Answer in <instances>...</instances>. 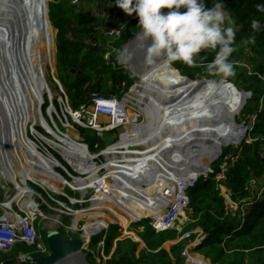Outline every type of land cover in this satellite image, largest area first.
I'll return each mask as SVG.
<instances>
[{
  "label": "trees",
  "instance_id": "obj_1",
  "mask_svg": "<svg viewBox=\"0 0 264 264\" xmlns=\"http://www.w3.org/2000/svg\"><path fill=\"white\" fill-rule=\"evenodd\" d=\"M89 1L108 3L117 9L125 20V27L119 38L106 36L100 28H95L88 22V19H93H86L80 14L79 6L72 0L49 2L48 40L53 62L51 68L55 73L57 66V78L61 81L75 109L83 104L90 106L93 92L122 96L137 79L130 70L117 64V57L128 39L141 30L138 26V15L127 14L114 4V0ZM215 2L216 0H205L207 7H212ZM222 2L236 26L235 51L229 58L234 64V75L228 77V82L223 84L213 83L214 86L220 85L227 89L220 94L224 97L227 93L226 111H231L234 107L240 112L243 110L245 113H250L248 112L250 101L260 100L264 93V12L257 11L255 7L258 3L264 4V0H222ZM99 19L104 24L105 20L102 17ZM253 19L260 20L261 27L258 31L251 28ZM253 36L255 43L250 40ZM246 52L250 53V63L254 67L251 74L249 65L242 67L240 64ZM107 54L108 58H106ZM214 56L215 52L202 50L195 57L197 66L175 61L172 67L180 76L184 75L188 82L190 79L191 83H195L194 79L198 75L207 72L204 65L214 59ZM178 71L182 72V75ZM106 75H110L113 84L110 88L105 82ZM220 103H222L221 99ZM229 111L224 113L225 121L229 119ZM251 137L253 141L241 144L234 153V158L228 160L225 180L217 179L222 172L221 164L224 161L223 158H219L211 163L209 169L212 172L207 173V176L203 175L195 186L189 189V208L192 211L193 221L186 230L200 227L204 231V239L195 245L194 250L211 259L210 264H264V191L257 196L262 188L258 190L254 185L256 178L264 176V109L258 115ZM94 139L95 142L92 144L94 150L99 149L96 144H100V140L103 145L100 146L101 148L114 142L105 141L97 132ZM227 152L228 148L224 149V154ZM222 185L225 192L221 189ZM227 198L235 204L234 208L228 205ZM159 201L153 203L152 208L141 211L138 218L146 215L155 221H164L166 213L163 212L162 206H165L167 200L164 203ZM248 202L250 205L244 204ZM241 205L248 208L244 220L240 217ZM150 221L147 219L140 223L116 226L114 230L103 234V247H99L102 237H94L90 240V250L84 247L88 261L91 264H99L94 256V251H97L102 260L103 257L108 258L106 264H186L182 255L186 246L184 239L169 248L165 247L167 241L179 238V232L175 229L157 232ZM64 224L70 226L71 218L65 217ZM124 230L134 232L133 236L136 240L129 236L124 237ZM59 231L65 237L73 236L65 227H60ZM43 236L48 244L47 231L43 232ZM195 236L193 234L191 240ZM141 241L144 242V247H141ZM35 252L36 248L19 242L12 250L0 252V264H39L31 260L21 261L18 258L20 253Z\"/></svg>",
  "mask_w": 264,
  "mask_h": 264
},
{
  "label": "rangeland",
  "instance_id": "obj_2",
  "mask_svg": "<svg viewBox=\"0 0 264 264\" xmlns=\"http://www.w3.org/2000/svg\"><path fill=\"white\" fill-rule=\"evenodd\" d=\"M25 1H26L25 2L26 4L24 3L23 0H5V2H7L6 4L8 6V8H7L8 12L7 13L5 12V15H1V17H3V19H2L3 21L6 18H8V20L9 19L10 20H9V27H8L9 31L7 30V33L3 34V36H1L2 34L0 35V38H1L0 39V200H1L0 201V217L3 215L4 209H5V208H3L2 203H5L6 206L9 205L11 207L13 202L11 201L12 198H9L8 195H14V194L18 193V191H19V189L17 187H15V185L10 181V176H13L15 178V180H17L20 184H22L25 187H28V188H31V189L37 191L38 193H40L43 196V198H41L40 196H37V200L41 201L42 206H43L42 207L43 215H39V217L36 221V226H38V229L41 230V232L43 234L44 231H48L49 229H52V228H58L59 229L60 227H64L61 225V223H54L52 218L56 217V220H60V221L63 219V222H64L65 217L73 218V216L62 215L63 212H61L60 210H57V208L59 207V203L57 201H55L43 189V187L41 186V184H39V182L37 180L36 181L31 180L24 173L23 169H22V172H20V170L18 169V167L16 165L17 162H19V164L23 168H26V159H24V157L22 155L18 154V152H16L14 149V146H15L14 141H15L16 135L19 134V129H18L19 125H23L26 127L28 137L35 143L37 142V139H39L40 132L45 133V135L51 137V134L50 133L48 134L45 131L43 125L41 124V121H40L41 119L38 117L39 114H37L38 111L37 112L35 111V109H36L35 98L37 99V97L39 95H43V101L44 102L42 103L41 106H39V112L41 109L42 112L45 114V113H47V111L51 105L50 102H47V103L45 102L47 99L49 100L48 94H46V92L49 93L50 97L56 96L59 92V90H58L59 88H58L57 83L54 79V76L58 77L57 67H56L55 73H53L51 66H49V64L47 63V66H48L46 68V72H47L46 77L47 78L45 80V84L46 83L49 84L50 87L52 88V90L47 91V89H50L48 87H47V89H45V87L38 88L37 89L38 93L36 94L34 99L29 104L27 102H24L25 98H23V97H25V95L23 94L24 88L22 87V84L24 82L23 75L25 76V73L23 71H21V69H20L19 59H21L22 61H24L26 63V65H28V63L33 58V52L30 49V45L34 42V29L31 32V28H32V20H33V23L35 24L36 19H34V18H36V16H37V10L35 8V5H33L34 0H25ZM50 1H52V0H49L48 2H50ZM5 2H4V4H5ZM77 2L78 3H76V4L79 6L78 9L80 8L79 9L80 14H82L86 19H88V18L93 19V20L88 19V22L91 23L95 28H100V30H102L103 32H105L107 30H111L113 28H117V27H122L124 29L125 20L123 19V17H121L119 15V12L117 11V9L114 6L108 5V3H104V2L95 3V2H92L89 0H78ZM224 11H225L226 18H228L229 14H228V11L225 8V6H224ZM47 15H48V13H47ZM99 17H102L105 20L104 24L101 21V19H99ZM44 20H45V22H44ZM44 20L42 21L43 26L45 25L46 22H48L47 18H44ZM225 26H231L234 29H236L235 23L232 25H228L227 20H226ZM55 34L57 35V30H56ZM4 38H5V40H4ZM39 42H40V40L37 41V43H39ZM36 47L39 48L37 45H36ZM46 47L48 48V44H46ZM19 49H20V52H19ZM46 57H47V59H49L48 56H46ZM249 57H250V53L246 52V55L243 58L244 60H241L240 64L242 65V67L249 65L248 69H249V73L251 74L254 67L250 63ZM125 67L128 70H130V72H132L131 71L132 69H130L131 67H129V66H125ZM33 71L34 70L32 68H30L27 71L29 79H32V77H33L32 72ZM136 73L137 74L134 73V75L137 76L135 83L125 92V93H128L131 88H136L132 91V92H134V91H136V92H134V94L131 95V99L134 102L131 103L130 106L135 107L130 111V114L132 116L131 121L133 120L132 114L139 113L142 116V119L144 121V126L149 127L152 125L151 123H153L152 118H151L152 116L149 113L145 114V112L142 111V107L140 106V102H141V100H144V98L139 97V95L141 94V92L146 93V90L155 89L156 86H154V84H151L153 82L149 78H146L141 72L136 71ZM33 78H36V77L34 76ZM195 80H196L195 83H191L192 85L190 83H188L189 84V95H190L191 104L193 107L199 108L200 111H202L201 113L206 115V119L210 120L214 125L212 128H210L209 130L206 131L207 133L203 132L198 137L197 144L201 143L202 145L201 144L196 145V146L189 145L190 147L188 146L186 148L187 159L191 160V158L195 159V158H197V157L199 158L201 156L202 163H201L199 173H202V172H204L205 168L207 169L208 164L211 161H214L213 159H215L217 157L219 147H221L222 150L228 148V151L231 154H233L234 152H236V150H238V148H240L239 145L241 143H243L241 141L243 133L245 132V134L247 136L246 126H245L246 121L244 120V118L246 117V115H249V114L245 113L244 117H243L244 112L242 113V111H241V113H240V111L235 110L233 107L231 111L228 110L230 113L229 119H228V121H225L224 113L228 112V111H226L228 109V107H227L228 103H226V101H228V98L226 96L227 93L224 95V97H222L220 94L222 91L227 90V89L224 86L220 87V85L214 86V83L223 84L225 82H228V77L222 78L220 76L207 74V72H204V73H201L200 75H198ZM105 82L108 84L109 88L113 86L110 75L105 76ZM211 83H213V84L210 86L209 84H211ZM142 85L144 87H142ZM135 95H138V97ZM191 97L196 102H193ZM220 99L222 100V103L219 104ZM137 100H139V101H137ZM135 101H137V103ZM223 101H225V102H223ZM152 102H155V101H152ZM201 103H203L204 106ZM259 103H260V100H256V99L251 100L249 103V106H248V112L254 113L257 110ZM152 104H150V105L152 106ZM20 108H22L23 112H26V113L30 112L31 113L30 119L23 118V117H21V118L17 117L16 113H19ZM151 114H154V113H151ZM141 116H139V117H141ZM218 121H219V123H218ZM44 122L45 121L43 120V123ZM186 129H187V126H186ZM204 133H206V136H207L206 141L203 138ZM71 134L73 136H75V135L78 137L80 136L82 139H84L86 142H88L90 144L91 148L93 149L92 144H93V142H95L94 138L96 137V132L94 130L85 129V128H82L78 125H75V129L71 130ZM116 137L117 136L115 134H108V139H105V141L106 140L115 141ZM101 141L102 140H100V146H103ZM37 149H38L37 144L35 145V147L29 146L26 143L22 144V152L24 155L37 157L38 156ZM200 151H201V153H200ZM32 163H31V165L34 166V164H32ZM124 166L130 167V169L133 167V165L131 163H127ZM98 168L99 167H96V169H98ZM126 171L129 172L128 170H126ZM126 171H122L123 177L129 176V173H125ZM93 172H94V174H97V171H93ZM30 174H31V172L28 173V175H30ZM205 176H207V175H205ZM54 178L58 181V183L60 184V187L62 189H64L66 185L63 183L62 178L61 177L60 178L54 177ZM46 183L48 184V185L47 184L46 185L48 187H50V183L49 182H46ZM121 183H122V180H121ZM53 184H54L53 188L58 189V185L55 181ZM115 184H116V182H114V179L110 180V181L106 180V184L104 185V188H105V186H108V187H106L107 191L112 193L113 189H116L114 187ZM165 184L168 185V183H165ZM82 185H83V187H88V185H85L84 181H82ZM254 185H256V188H258V190H260V188H262L261 190L263 192L264 191V176L262 175V176L256 178L254 181ZM36 186L42 188L44 191H40L39 189H37ZM221 189L223 192H225V188H221ZM67 190L70 191L69 188ZM122 190H123V192L119 196L120 200H118V201H121L124 198H126L127 194H128V196H130V194H133V192H134V191H131L130 187H127V186H124V188H122ZM162 191H164L163 186L159 185V186H157V189H154V190H152V189L149 190V188H148V189H144L140 192H137V195L139 196L137 198V200L139 199L138 200L139 202H138L135 210L142 209V211H145L146 209L151 208L152 203L148 204V203H146V200L150 199V198L154 199L153 197H155V196L158 197V195H159L158 193H160ZM174 193H175V191H174ZM102 194L103 193L98 192L95 195V197H94L95 203H93V206L91 209L81 211L80 213L75 215L76 219L79 218V221H80L79 225L80 226H78V227H79V230H82V231H79V230H78V232L70 231L73 234V236H79L81 234H85V233H83V231H84L83 229L86 226H88L89 223H93L91 225L93 227L88 228L87 233L90 232L89 234H91V233L97 234V233H100L102 231V229L104 227V225H102V227L100 225L102 222H99V224H98L95 222L94 218L92 217L93 209L96 207L95 204H97V203H99V201L103 200L101 202L102 206L97 208V209H99L100 212H102L105 209H108L110 207L108 205L111 204L113 202V200H116V198H114L113 196L114 195L117 196L115 193H113V196L110 197L111 199H107L105 202V200H104L105 196H103ZM135 194H136V192H135ZM6 197H7V199H6ZM91 197H93V196H91ZM56 199H60V200L65 201L64 196H61V195H57ZM123 201H125V199ZM157 201L158 200L154 201L153 203H155ZM19 204L21 205V203H19ZM88 205H90V203L86 204V206H88ZM116 205H118V203ZM168 205H169V202H167L165 204V206H162L164 213H167L166 207H168ZM106 206H107V208H106ZM13 207L16 208V205L14 204ZM84 208H85V206H84ZM78 209H81V208H78ZM184 209H185V210H183L184 214L180 217V219H178L176 221L175 225L171 226L169 229V230L175 229V230H177V232H179L180 235H179V238L176 239V242L183 240V239H181V235L184 232L191 231V230H186V227L189 226L190 223H192V221H193L191 218L192 217V211L189 207L184 208ZM97 225H100V226H97ZM96 227H97V229L95 231H91ZM115 228H116V225H111L110 230H114ZM197 228H200V227H197ZM197 228H195V229H197ZM195 229H193V230H195ZM107 232H109V231H107ZM89 234H87V235H89ZM105 234H107V233L105 232ZM133 234H134V232H132L130 230H127V231L124 230L123 236L124 237L129 236V237L133 238L134 240H136L134 238ZM195 235H197V234L195 233ZM204 236H205V234H204ZM94 237H97V238L102 237L100 242L103 241V234H99L98 236L97 235L93 236L89 239L92 240ZM191 238H192V236H191ZM195 238H196V236H195ZM89 239H88V241H89ZM137 241H139V240H137ZM171 241H174V240H171ZM200 242H198V243H200ZM185 243L187 246L190 243V241L185 239ZM198 243H196V244H198ZM172 244H174V242L171 243V242L167 241L165 244V247L169 248ZM144 246H145V244H144V242H142L141 247H144ZM94 256L96 258L97 263L106 264V260L108 258L103 257V260H102L101 259L102 257L99 255V253L97 251H94ZM197 258L203 260L204 261L203 263H205V264H210V260H208V258H207V260L203 259V256L200 254H197ZM186 264H189V263L186 262Z\"/></svg>",
  "mask_w": 264,
  "mask_h": 264
},
{
  "label": "built area",
  "instance_id": "obj_3",
  "mask_svg": "<svg viewBox=\"0 0 264 264\" xmlns=\"http://www.w3.org/2000/svg\"><path fill=\"white\" fill-rule=\"evenodd\" d=\"M72 1L74 3H78V0ZM122 32L123 28L117 27L105 31L104 35L113 38H119L122 35ZM106 58H108V54L106 55ZM117 64L119 66H126V63L121 55L117 57ZM54 79L59 88V92L53 98L50 97L49 93L46 92L49 98L48 102H50L51 105L45 114L42 112V110H40V116L45 121V123H43V121L41 122L45 131L48 134H51V137L46 135L48 140L52 138L57 142L58 147L47 143L44 140L46 137L41 134H39L40 136L36 143L40 152L48 160V162L46 161L48 165L46 170H48V173L51 174L52 177L56 178H66L67 176V184L62 191H59L58 189H55L51 186L48 187L47 183L39 182V184H41L43 189L59 203L57 210L63 212L62 215L73 216V218H71L70 226H66L63 222V219L60 222L61 225L66 227L69 231L78 232L80 221L75 220V215L81 211L91 209L93 206V198L98 192L103 193V196H106V194L111 195V193L107 191L106 188H104L106 180L110 181L112 178L110 172L116 174V172H118L117 169H120V171L128 170L130 173H132L143 165L157 161L156 158L163 159V157H165V155L169 152L167 150L165 151V148L170 146L172 142L170 140V136L164 138L165 140L160 139L157 143V147L159 149L154 151L152 156H147L150 145H148V143L139 144L138 140L140 139V135H144L149 131H146V128L148 127L144 126V121L140 114H138L141 116L139 117L140 119H137L138 122L140 121L138 124L131 121L130 111L135 108L130 106V104L134 102L131 99L133 88H131L128 93H125L122 96L93 92L91 95L92 104L90 106L83 104L78 109H75L60 80L55 76ZM48 90H52V88L47 89V91ZM135 96L138 97V95ZM261 109L262 106L259 111H261ZM246 118V129L249 135L247 134L246 136V134H244V139L247 138L246 140L251 142L253 141V138L249 136L257 120V113L247 115ZM75 125L96 131L97 134L104 140L108 139V134H115L117 137L114 142L109 143L104 148H101L100 144H96V147L99 149L94 150L91 148L90 144L80 136L78 138L72 136L71 130L75 129ZM154 129L156 130V128ZM56 132L58 134H56ZM43 134L45 135V133ZM183 139H185L184 134L179 137L177 141H174V143L176 144V142H182ZM155 141L157 140L154 139L150 142L153 143ZM175 147L177 150L174 151V153L169 152L167 157L171 158L172 156L174 159L179 156L177 159H179V162H182L186 159H180L183 155L181 154V148L183 147V144L175 145ZM155 153L157 154L153 155ZM127 156L129 158H133L134 160V162L131 161L133 165L131 169L128 166H124L128 162ZM232 157L233 154H224L222 149L217 154L216 159H224L223 163L221 164L222 172L217 176L218 180L226 179L225 172L228 166L227 160ZM178 164L179 167L184 165L182 163ZM96 167L99 168L96 169ZM181 169L188 170L189 168L186 166L181 167ZM181 169L172 172L170 177L173 179H170V185L166 186L162 195L163 197L159 201L161 203L166 202V200L169 202L168 207H166L168 213H166V217L164 218L165 220L159 222L151 218L150 224L157 232L169 230L171 226L175 225L176 221L183 215V210H185L184 208H188L190 205L189 189L192 186H195V184L203 175L212 172V170L209 169V171L205 173L193 175L191 174L193 168L189 169L186 173L180 172ZM93 171H97V174H94ZM122 178L123 173L120 172L119 182ZM79 179L85 181V185H88V187L81 188L82 186L78 184ZM115 180L116 186L121 187V182L118 184L117 179ZM221 187L224 188L223 185ZM68 188L70 191L67 190ZM30 190L33 189L30 188ZM140 191L142 190L136 189L133 194ZM33 192L34 202H32V205H37L34 210H31L30 206L23 205V203L20 205L19 203L13 202L11 207L5 206V203H2L3 208L5 209L3 215L0 217V252L12 250L19 242H24L28 246L36 248L35 253L45 255L50 252L49 246L45 242L41 230H39L38 226H36V221L39 215H43V206L41 201L37 200V196H40L41 198H43V196L35 190H33ZM261 193L262 190H260L257 196H260ZM85 194L87 195L84 196ZM57 195L64 196L65 201L56 199ZM227 199L228 205L231 208H234L235 204L232 202V200L229 198ZM244 202H246V200H244ZM88 203H90L91 206H86ZM14 204L16 205V208L13 207ZM244 204L250 205V202ZM244 206L245 205H241L240 207V217L243 220L246 216ZM92 224L93 223H89L88 226L83 229V233L86 234L87 229L93 227L91 226ZM109 225L110 226L107 228L104 227L103 229L109 231L113 223H110ZM195 233L197 234L196 238L191 240L192 234ZM203 233L204 232L202 229L197 228L195 230L186 231L181 235V239L191 240L190 243L184 248L182 253L186 262L189 264H205L203 263V260L197 258V254L200 253L194 250L196 243L204 239L205 236ZM85 244V249L90 250V239L88 242L86 241ZM103 245L104 241H101L99 243V247H103ZM102 254L105 256L104 252H102ZM31 255L32 254L20 253L18 258L21 261H35L31 259ZM202 256L203 259L207 260V257L204 255ZM208 260L210 259L208 258Z\"/></svg>",
  "mask_w": 264,
  "mask_h": 264
},
{
  "label": "bare ground",
  "instance_id": "obj_4",
  "mask_svg": "<svg viewBox=\"0 0 264 264\" xmlns=\"http://www.w3.org/2000/svg\"><path fill=\"white\" fill-rule=\"evenodd\" d=\"M23 1H24V3L26 2L25 0H23ZM4 2H5V0H0V35L2 34L1 36H3V34L7 33V30L9 27V20H10V19L8 20V18H6L4 21L2 20L3 17H1V15H5V12L6 13L8 12L7 11L8 6L6 4L7 2H5V4H4ZM33 5H35V8L37 10L36 18H34L32 16L34 19H36V23H35L36 25L33 23V20H32V28H31V32L34 29V42L30 45V49L33 52V58L28 63V65H26V63L24 61L19 59L20 69H21V71H23L25 73V76L23 75L24 82L22 84V87L24 88L23 94L25 95V97H23V98H25L24 102H27L28 104L34 99V97L38 93L37 92L38 88H41V87H45V89H47V87L51 88L49 84H47V83L45 84V80L47 78L46 77L47 76L46 68L48 67L47 63L49 64V66H53V62H52L50 50H49L48 24H47L48 22H46L44 26H43V22H42L44 20V18H47V21H48L47 2H46V0H34ZM44 22H45V20H44ZM4 40H5V38H4ZM38 40H40L39 43H37ZM46 44H48V48L46 47ZM36 45L39 48H37ZM19 52H20V49H19ZM46 56H48L49 59H47ZM130 63L134 66L135 72L136 71L141 72L146 78H149L153 82L151 84H154V86H156L155 89L146 90V93L141 92V94L139 95V97L144 98V100H141V102H140V106L142 107V111L145 112V114L149 113L152 116L151 118H152L153 123H151L152 124L151 126L146 128V131L149 130L147 133H145L144 135H140V139L138 140V143L139 144L148 143V145H150L149 149H148V153H147V156L150 157V156H152V153H154V151H157V149H159L157 147L158 141L160 139L165 140L164 138L170 136V140L172 143L170 144V146L165 148V151L167 150L169 152L174 153V151L177 150L175 145L183 144V147L181 148V151H182L181 154H183V155L181 156L180 159L181 160H183L185 158L186 159L183 160L182 162H179V159H177V158H179V156L173 159V157L170 155L171 158H168L167 157V155L169 153L168 152L165 155V157H163V159L156 158L157 161H155L153 163H148L147 165H143L139 169H136L134 171L136 173H134V172L130 173V172L126 171L125 173H129V176L123 177L122 179H120V182L122 180L121 187L120 186L117 187L115 184L114 187L116 189H113V192L111 193V195L106 194V196H105L104 200L106 202L107 199H111L110 197L113 196V193H115L117 195V196H115V195L113 196L114 198H116V200H113V202L108 205L110 207L108 209H105L104 211L100 212L99 209H97V208L102 206V204H101V202L103 201L102 200V201H99V203L95 204L96 207L93 209L92 217L94 218L95 222L98 224H99V222H102L100 224L101 227H102V225H104V227H106V228L108 226H110L109 225L110 223H113V225H116V226H120V225L133 223V222L134 223H140V222L145 221L147 219L151 220V218L148 216H142L141 218H138V215L140 214L142 209L135 210L136 206L139 202L138 201L139 199L137 200V198L139 197L137 195V193L136 194H130V196H128V194H127L126 198H124L125 201H123L124 200L123 198H122L123 200L118 201V200H120L119 196L123 192L122 188H124V186H127V187H130L131 191H135L136 189L144 190V189H148V188H149V190L150 189L154 190V189H157V186L162 185L163 190H164L167 186V184H165V183H168V185H170V179H173L170 177V175H172V172L175 170L177 171L178 169H181V167H186V166L189 169L193 168V171H191V174H193V175L198 174L200 172L202 158H201V156L199 158L197 157L195 159L191 158L192 161L190 159H187L186 148L189 145L197 144V139L200 136V134L203 132H206L207 130H209L210 128H212L214 126L210 120L206 119V115L202 114L199 108L192 106L191 101H190L189 84H188V83H191V80L189 79V82H188V80H186V78L183 77L184 75L180 76L177 73V71L172 67V65L165 66L162 61H157L156 64H150L149 65V64H146L145 62L142 63L139 59L133 60V62L130 61ZM30 68H32L34 70L32 72L33 73L32 76L33 77L35 76L36 78L32 77V79H29L27 71ZM212 84L213 83H211L209 85L211 86ZM142 87H144V86L142 85ZM134 89H136V88H133V90ZM134 92H136V91H134ZM134 92H132L131 95L134 94ZM192 100L194 102H196L193 98H192ZM42 101H43V95H39L37 97V99L35 98V105H36L35 111L36 112L38 111L37 114H39L38 117L41 119L40 120L41 122L44 120L40 116V112H39V106H41ZM152 101H155V102H152ZM150 104H152V106ZM201 104L204 106L203 103H201ZM151 113H154V114H151ZM30 114H31L30 112L29 113L23 112L22 108L19 109V113H16L18 118L23 117V118H27V119H30ZM138 114L139 113L132 114L133 115V120H132L133 123L138 124L140 122V121L138 122V120H137V119H139V116H140ZM162 117L166 121H163ZM131 118H132V116H131ZM218 123H219V121H218ZM186 126H187V129H186ZM49 127H51V126H49ZM154 128H156V130ZM18 129H19V134L16 135V138L14 141V143H15L14 149L16 152H18V154L22 155L24 157V159H26V168H23L19 164V162H17V164H16L18 169L20 170V172H22V169H23L24 173L31 180H33V181L37 180L38 182H43V183L49 182L51 187H54L53 183L55 181L58 185V190L62 191L63 189L60 187V184L58 183V181L54 177H52L51 174L48 173V170H46V168L48 167V165H47L48 160L40 152L39 147L37 149V152H38L37 157H32V156L23 154V152H22V144L23 143H26L32 147H35V145L37 143L33 142L28 137L27 130H26L25 126L19 125ZM206 133H204V135H203V138L205 141L207 139ZM40 134L43 135L44 137H46V138H44V140L47 143H49L51 145H55L56 147H58V145H56L57 142L54 141L52 138L48 140V137L46 135H44L41 132H40ZM56 134H58V133L56 132ZM181 134L182 135L184 134L186 136V139H183L182 142H176V144H175L174 141H177V139H179V137H181ZM243 135H244V133H243ZM74 137L78 138V136H76V135ZM242 138H243V136H242ZM154 139H156L157 141L151 143L150 141L154 140ZM164 142H166V141H164ZM200 153H201V151H200ZM156 154L157 153H155L153 155H156ZM232 158H234V156ZM215 159H213V160H215ZM229 159H231V158H229ZM228 160H227V165H228ZM127 161L131 164H132V162H134L133 158H131V157L129 158L128 156H127ZM177 162L182 163L184 165L179 167V164ZM212 162L213 161H211L210 163H212ZM31 163L34 164V166L31 165ZM135 163H137V162H135ZM210 163L208 164L207 169L205 168L204 172H202V173H205L209 169V167L211 165ZM51 167H52V165H51ZM188 170L181 169L180 172L186 173ZM114 171H115V169H114ZM117 171L118 172H116V174L110 172L111 173L110 175H111V177H113V178H111V180L114 179V182H116L115 179H117L118 184H119L120 183L119 182V174L122 171H120V169H117ZM30 172H31V174L28 175V173H30ZM66 178H67V176H66ZM66 178H64V177L62 178L63 183L65 185L67 184ZM10 181L15 185V187H17L19 189L18 193L9 196V198H12L11 201L15 202V203H23V205L30 206V209L34 210L37 207V205L36 204H34L35 206L32 205V202H34L33 201L34 200L33 190H30V188L25 187L22 184H20L17 180H15V178L13 176H10ZM84 183H85V181H84ZM78 184L80 186H82L81 188H85L82 185V180L79 179ZM106 187H108V186H105V188ZM171 191H172V188H171ZM163 192L164 191L158 193L159 194L158 197L155 196V197H153L154 199H152V198L147 199L146 203H148V204L152 203V205H153L154 201H156V200L159 201V199H161L163 197L162 196ZM86 195L87 194H85L84 196H86ZM93 203H95L94 198H93ZM117 203H118V205H116ZM5 206H6V204H5ZM8 207H10V206H8ZM106 208H107V206H106ZM52 219H53L54 223H60L61 222L60 220H56V217L52 218ZM76 220H79V218ZM100 225H97V226H100ZM96 229H97V227L91 231H95ZM105 232H107V231L105 229H102V231L99 234H104ZM89 233L90 232H88L86 234H82L85 236V243H86V241H88L89 238L93 237V234L92 233L89 234ZM87 234H89V235H87ZM85 243H84V245H86Z\"/></svg>",
  "mask_w": 264,
  "mask_h": 264
},
{
  "label": "clouds",
  "instance_id": "obj_5",
  "mask_svg": "<svg viewBox=\"0 0 264 264\" xmlns=\"http://www.w3.org/2000/svg\"><path fill=\"white\" fill-rule=\"evenodd\" d=\"M114 4L122 8L127 14L136 13L138 15V26L142 31L138 32L136 39L138 44H142L143 48L146 47V64L150 65L155 61H162L165 66H169L175 61H183L189 66H197L195 57L202 50H211L215 52V56L214 59L204 65L207 72L222 78L234 75V64L229 58L235 51L236 33L233 27L225 26V24L226 20L228 25L234 24L235 21L230 17L226 18L222 0H216L212 7H207L205 0H114ZM255 7L257 11L264 12V4L258 3ZM164 8L169 11L167 13L162 12L161 10ZM181 9L185 10L181 11ZM260 27V20L253 19L251 21V28L254 31H258ZM149 37L151 43L145 46L144 42ZM250 40L255 43L254 36L250 37ZM120 55L126 66L134 69L130 63L134 53L124 47ZM55 64H57V59ZM133 69L131 70L132 73L137 74ZM263 94L260 97L257 110L254 113H248L249 115L257 113L254 126L258 121L259 113L264 109ZM261 106L262 109L259 111ZM244 114L245 112L243 117ZM244 120L247 122L246 117ZM251 132L249 137H251ZM246 139L243 135L241 141L243 143L248 142ZM244 208L246 211L247 207L244 206Z\"/></svg>",
  "mask_w": 264,
  "mask_h": 264
},
{
  "label": "water",
  "instance_id": "obj_6",
  "mask_svg": "<svg viewBox=\"0 0 264 264\" xmlns=\"http://www.w3.org/2000/svg\"><path fill=\"white\" fill-rule=\"evenodd\" d=\"M47 11L49 12L48 2H47ZM161 11L164 13H167L169 10L164 8ZM49 22H50V19H49ZM137 34L138 32L135 33L133 36H131L128 39V41L124 44V47H127L130 52L134 53V56L131 60L132 62L133 60L139 59L142 63H144L146 47L143 48L142 44H138V41L136 39ZM144 43H145V46L150 44L151 38L149 37L148 40H146ZM156 63L157 61L153 62L152 64H156ZM180 73L182 74V72ZM162 120L166 121L164 120L163 117H162ZM185 139H186V136H185ZM200 144L201 143H198V144H195L194 146L200 145ZM219 151H220V147H219ZM47 242H48L50 252L45 255L34 253L31 255L32 260H35L39 264H91L87 259V254L84 252V247H85L84 245L85 236L84 235L81 234L79 236L65 237L59 231L58 228H52L47 231Z\"/></svg>",
  "mask_w": 264,
  "mask_h": 264
},
{
  "label": "crops",
  "instance_id": "obj_7",
  "mask_svg": "<svg viewBox=\"0 0 264 264\" xmlns=\"http://www.w3.org/2000/svg\"><path fill=\"white\" fill-rule=\"evenodd\" d=\"M228 202V201H227ZM246 210H248V208H246ZM242 219V218H241ZM168 242H174V243H176V240H174V241H168ZM166 244V243H165ZM201 254V253H200ZM201 255H203V254H201ZM206 257V256H205ZM211 260V259H210Z\"/></svg>",
  "mask_w": 264,
  "mask_h": 264
}]
</instances>
